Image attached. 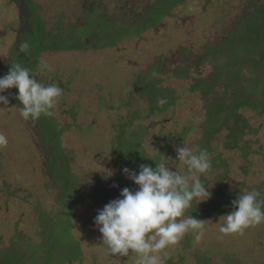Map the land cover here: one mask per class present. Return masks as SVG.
<instances>
[{"label":"rangeland","instance_id":"rangeland-1","mask_svg":"<svg viewBox=\"0 0 264 264\" xmlns=\"http://www.w3.org/2000/svg\"><path fill=\"white\" fill-rule=\"evenodd\" d=\"M32 1L39 5L38 13L45 29L55 33L57 29L71 31L70 25L76 28L83 20V6L93 1L110 18L124 21L130 17L131 22H136L140 15L126 18V7L141 9L152 0ZM262 2L259 0L256 6ZM254 6L252 0H183L156 27L122 38L114 45L39 53L30 72L41 82L56 83L63 90L51 117L58 123L60 145L57 148L48 143L44 147L36 121L23 120L11 98L8 108L0 105L5 107L0 109V133L9 141L6 148L0 149V248H8L13 242L15 229L26 233L28 240L38 241V210L48 211L49 215L60 213L62 208L56 200L59 185L46 173L48 160L59 149L68 153L71 171L78 181V187L72 185L73 189L85 201L73 206L70 218V233L81 252L78 258L62 264H132L127 257L106 255L101 234L94 224L97 211L119 198L123 188H136L122 173L123 168L135 169L139 163L123 156L119 149L118 137L123 133L121 144L138 153L142 164L151 166L153 160L149 158L156 159L160 154L175 159V149L183 144L193 150L206 149L212 169L202 179L212 186L209 189L212 196L197 209L202 212L208 203L218 198L226 200L227 207L220 214L195 217L206 221L202 241L196 242L191 234L186 235L177 248L168 250V260L174 264H263L264 224L246 230L242 237L222 235L218 227L223 223L220 217L232 211L231 201L240 190L258 187L264 191V113L240 108L249 129L253 130L246 129L235 147H225L228 135L225 129L214 135L209 146L203 145L200 125L206 118V108L202 87L198 85L205 82L223 59L212 56L198 67L194 65L195 56L204 51L206 44L214 45L225 39L237 18ZM26 11L24 0H0V77L8 72L10 63L20 59L19 55L13 59L11 54L19 49L23 38L18 37V32L29 26V19L24 17ZM179 47L187 50L179 51ZM44 63L50 65L51 71L42 70ZM159 63L161 87L174 90L177 98L166 109L156 108L149 113L148 102L135 83L138 75ZM185 64L191 66L187 75L173 77L172 71ZM245 77L249 78L247 73ZM198 81L201 83L196 84ZM225 83L219 81L207 99H221ZM193 85L195 90H190ZM3 94L8 96L7 90ZM188 126L190 130L179 136L182 128ZM42 132L46 138L47 134ZM51 162H55L54 155ZM106 171L112 175L107 176ZM224 173L226 176L217 187ZM102 195L109 196V201L105 202ZM28 240L23 239L20 244ZM59 254L56 251L55 257ZM53 262L59 261L53 259Z\"/></svg>","mask_w":264,"mask_h":264},{"label":"trees","instance_id":"trees-1","mask_svg":"<svg viewBox=\"0 0 264 264\" xmlns=\"http://www.w3.org/2000/svg\"><path fill=\"white\" fill-rule=\"evenodd\" d=\"M182 1L152 0L144 3L141 9L134 8L133 10L128 5L126 7L128 9L125 14L126 18L129 15H140L139 17H141L138 18V21L131 22L130 17L124 21L117 17L110 18L111 16L109 17L106 12H102L100 4L93 3L95 1L86 4L87 0H84L86 5L83 6V20L77 24V27L70 25L68 29H72L71 31L66 32L57 29L54 33L45 29L38 13L39 5L32 0H24L25 10L27 11L23 14L25 18L29 19V26L25 31L20 30L18 37H23L20 45L27 41L29 48L26 52H21L19 47L16 52L11 54V57L13 59L14 56L18 58L17 55H19L20 59L17 60V63H22V66L31 71L39 53L46 50H86L88 48L114 45L122 38L131 37L148 28L156 27L161 18L171 14L172 8ZM257 2L259 0H252V4L255 5L253 9L237 18L236 24L227 33L225 39L214 45L206 44L203 47L204 51L195 56V67H198L205 59L212 56L214 58L220 56L223 59L221 63L215 65L210 76L205 78V82L198 85L202 87L201 93L204 99V108H206V118L200 125L202 129L201 142L205 146H209L208 144L213 140L214 135L222 129L228 131L225 142L226 148L235 147V144L242 140L244 131L249 129V126L247 120L240 113V108L248 107L258 113H264V2L256 6ZM183 49L187 50L184 47H179V51ZM188 53L191 54V51H188ZM27 62L29 63L27 64ZM212 62L214 63V61ZM190 67L185 64L183 67L174 69L172 76L187 75ZM160 70L159 63L136 78V89L147 100L149 113L156 108L158 110L166 109L168 106L173 105L177 98L174 90L161 87ZM246 73L249 78L245 77ZM222 80L226 83L221 99L209 101L207 99L208 95ZM200 81L196 84L201 83ZM195 85L190 90H195ZM228 91L231 92L228 93ZM7 92L9 98L19 107V101L15 99L17 90L13 88L8 89ZM160 98L165 99L166 103L163 105L158 104L157 101ZM36 123L41 130V144L45 147L48 143H51L50 145L53 147L59 148L58 123L45 116H41ZM55 125H57V128ZM190 128V126L182 128L179 136L185 135ZM252 130L249 129V131ZM42 131L47 134L46 138ZM51 133L52 137L49 136ZM122 141L123 133L118 137L119 149L123 151V156L126 155L133 162H139L134 166L135 170L138 171V166L142 164L140 156L138 157V153L131 149L127 150L121 144ZM124 142L126 144L127 140ZM166 146L165 143L164 148ZM53 155L54 163L51 162ZM53 155L47 162L49 171H46V173L50 174L56 185H59L56 200L60 203L62 209L60 213H54L53 215H49L48 211L38 210L40 213L38 234L40 239L36 242L28 240L26 233L15 229L13 242L8 248H0V264H62L79 257L81 250L78 242L70 233V218L73 206L77 202L85 203V201L81 200L79 194L73 189L72 185L78 187V181L71 171L68 153H63L62 150L57 149V152H54ZM57 158H61L63 161L59 163ZM159 159L160 156H157L155 160L158 162ZM152 167H155V161H153ZM225 176L226 173L218 180L217 187ZM222 191L224 192L223 189ZM102 196L100 197L102 198ZM104 197L102 199L108 202L109 196ZM226 207V200L218 198L214 203H208V207L202 208V212L201 209H197L191 215L194 217L200 215L216 216L223 212ZM187 237V241H189L190 237ZM23 239L28 241L20 244ZM56 251L60 253L58 258L55 257ZM53 259H58L60 263H54ZM167 264L174 263L168 260Z\"/></svg>","mask_w":264,"mask_h":264},{"label":"clouds","instance_id":"clouds-1","mask_svg":"<svg viewBox=\"0 0 264 264\" xmlns=\"http://www.w3.org/2000/svg\"><path fill=\"white\" fill-rule=\"evenodd\" d=\"M28 48L27 41L20 45L21 52ZM44 69L51 71L47 63L42 65ZM13 88L20 116L32 122L41 116L53 117L63 94L56 83L41 82L17 62L10 63L8 72L0 77V105H9V97L3 93ZM157 103L163 105L166 100L160 98ZM8 143L7 136L0 133V149ZM175 152V159L161 154L158 162L149 158L155 167L141 164L138 171L122 169L135 190L123 188L119 198L109 201L94 217L106 255L127 257L132 264H167L168 250L177 248L186 235L202 241L206 221L191 213L212 196V186L202 179L212 169L211 158L206 149L193 150L185 144ZM106 175L112 173L106 171ZM231 207L232 211L220 217V234L242 237L246 230L264 224V191L255 187L240 190Z\"/></svg>","mask_w":264,"mask_h":264}]
</instances>
